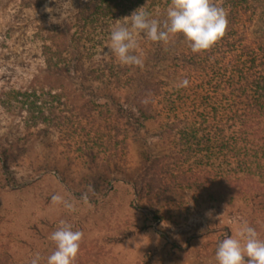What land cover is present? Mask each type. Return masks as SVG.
<instances>
[{
  "label": "rangeland",
  "instance_id": "obj_1",
  "mask_svg": "<svg viewBox=\"0 0 264 264\" xmlns=\"http://www.w3.org/2000/svg\"><path fill=\"white\" fill-rule=\"evenodd\" d=\"M85 1L0 0V174L8 180L0 185V248L8 245L11 264H28L37 252L39 264H46L55 248L48 237L60 220L84 233L74 264H218V241L234 236L244 219L264 240V205L211 202L213 188L205 169L200 170L206 160L193 157L181 164L170 115L146 121L140 135L130 138L128 131L115 151H104L91 138L76 136L78 132L70 136V125L63 131L37 118V108L45 110L47 90L57 91L47 86L41 46L54 25L70 26ZM228 1L213 0L228 12L231 27ZM254 1L249 30L256 36L257 28L264 26V0ZM167 7L150 18L163 21ZM124 17L105 31L107 36ZM127 27L131 31L130 24ZM73 31L71 26L69 35ZM133 37L137 48L132 53L143 65L156 49L165 51L151 62L152 73L164 94L173 93L184 76L172 65L184 56L188 42L179 33L167 44L152 42L143 32H133ZM110 44L108 39L96 57L114 55ZM71 82L72 90L82 84L78 79ZM32 91L34 107L28 99ZM82 97L85 102L99 100L88 91ZM141 141L146 145L143 154ZM7 151L12 154L8 163L2 155ZM56 193L74 210L53 204Z\"/></svg>",
  "mask_w": 264,
  "mask_h": 264
},
{
  "label": "trees",
  "instance_id": "obj_2",
  "mask_svg": "<svg viewBox=\"0 0 264 264\" xmlns=\"http://www.w3.org/2000/svg\"><path fill=\"white\" fill-rule=\"evenodd\" d=\"M228 2L231 27L208 50L193 53L188 45L172 66L189 85L164 94L151 64L165 55L164 50L156 49L142 67L122 65L115 54L96 55L109 39L105 31L120 18L140 7L151 15L170 0H86L70 26L54 25L41 46L47 86H56L57 91L47 90L45 110L38 107L37 118L63 131L70 125V136L78 132L76 136L91 138L104 151H115L128 131L130 138L140 135L146 121L170 115L176 123L181 164L193 157L206 160L200 170L205 169L213 188L208 196L211 202L263 207L264 26L257 28L256 36L249 30L255 18L254 0ZM71 26L74 33L69 35ZM72 79L82 84L72 90ZM86 91L99 100L83 101ZM35 98V92H30L31 107ZM141 142L143 154L146 145ZM2 155L8 163L12 154ZM2 173L0 185L6 186ZM7 249L2 244L0 264L12 263Z\"/></svg>",
  "mask_w": 264,
  "mask_h": 264
},
{
  "label": "clouds",
  "instance_id": "obj_3",
  "mask_svg": "<svg viewBox=\"0 0 264 264\" xmlns=\"http://www.w3.org/2000/svg\"><path fill=\"white\" fill-rule=\"evenodd\" d=\"M228 12L217 6L213 0H170L163 21L150 18L144 8L133 11L124 17L123 23H117L110 31V48L122 65L143 66V60L134 54L137 41L133 32H143L152 42L169 43L170 37L182 34L193 53L210 49L221 39L228 26ZM131 26V31L127 25ZM189 80L182 79L176 87H187ZM81 199L88 203V197L82 194ZM51 202L63 204L67 209L74 210V205L59 193L51 196ZM84 233L73 230V226L65 220L59 221V226L48 239L55 245L47 256L46 264H74L80 250ZM247 258V259H246ZM40 254L37 252L28 264H39ZM215 259L218 264H264V240L258 238L256 229L242 220L235 235H224L215 249Z\"/></svg>",
  "mask_w": 264,
  "mask_h": 264
}]
</instances>
